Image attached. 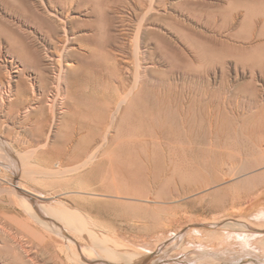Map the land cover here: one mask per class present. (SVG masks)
Listing matches in <instances>:
<instances>
[{"label":"rangeland","instance_id":"rangeland-1","mask_svg":"<svg viewBox=\"0 0 264 264\" xmlns=\"http://www.w3.org/2000/svg\"><path fill=\"white\" fill-rule=\"evenodd\" d=\"M141 1L85 0L65 10L75 17L72 36H93L86 43L95 53L72 55L63 96L40 55L45 46L56 52L49 30L0 12L11 50L0 57V84L7 87L6 55L26 66L15 96L0 93V264H125L112 253L127 254L130 264L150 256L161 264H264V221L254 220L264 209V194L255 200L264 193V0H157L153 12ZM119 44L125 87L112 60ZM136 47L142 89L113 122L108 105L134 85ZM41 72L49 83L33 108ZM104 138L102 164L75 171L83 150ZM41 203L54 208V219L47 209L37 215ZM237 234L256 243L228 238Z\"/></svg>","mask_w":264,"mask_h":264},{"label":"bare ground","instance_id":"bare-ground-1","mask_svg":"<svg viewBox=\"0 0 264 264\" xmlns=\"http://www.w3.org/2000/svg\"><path fill=\"white\" fill-rule=\"evenodd\" d=\"M130 1V0H129ZM87 2V1H86ZM86 2L85 0H0V6H1V11L5 12L6 14H9V15H12L14 18H16L18 20V22L21 24V25H26V24H31L32 22L33 23H36V24H39L41 25L40 27L42 29H44L45 27L49 30V34L47 33L46 34V38H47V41L50 43L51 46H54V48L56 49V52H53L51 53L48 48H44L43 50V54H40V51L39 50H36V52L40 55H43L44 58L47 59L48 61V64L52 67V70H54L53 72V75H54V81L52 82V87L54 90H56L60 95L63 96L64 94V86H65V83H66V73L67 71L70 69V68H73L74 67V64L72 62V55L74 56V54H78L77 52V49H87L89 52H91L92 54L95 53V50L93 48H91L90 46V43H86L87 40H92L93 36H90V35H85L83 36V38H81L80 40L78 39H75L74 35L72 36V32L73 31V26L75 24V17L73 15H71L70 13L67 14V12H65V10L68 8L69 11L68 12H73L74 9H81L82 7H85L86 6ZM131 5V4H130ZM132 5H136L137 7L142 5V1L141 0H135L134 4ZM148 7V5H147ZM156 7H157V0H149V11L153 12L156 10ZM134 8V7H133ZM137 9V8H136ZM139 9V8H138ZM148 9V8H147ZM85 16V15H84ZM123 20V19H122ZM0 22L1 23H5L3 21V19L1 18V15H0ZM0 23V24H1ZM18 23V24H19ZM19 28V26H17ZM21 27V26H20ZM22 28V27H21ZM141 28V27H140ZM20 29V28H19ZM18 29V30H19ZM23 29V28H22ZM24 31V30H22ZM140 31V30H138ZM75 33V32H74ZM80 33V32H79ZM88 33V32H87ZM84 35V34H83ZM124 35V34H123ZM122 35V36H123ZM25 36L27 38L28 37V34H25ZM121 36V35H120ZM25 37V38H26ZM82 37V36H81ZM117 37V36H116ZM77 38V37H76ZM22 39V38H20ZM74 39L77 41L80 42V44L75 47L74 45L75 42H74ZM140 39V38H139ZM46 42V41H45ZM123 42V41H122ZM143 42V41H142ZM117 44V43H116ZM140 46V45H139ZM138 46V47H139ZM110 47V46H109ZM117 47V53L118 54H111L110 52L107 53V55H113L112 57V60L114 61V65L115 66H121V69H120V73L119 75H121L119 77V81H120V84L121 86L125 87L126 86V81L124 80V67H122V64H128L126 63V61H124L125 59V54H126V47L123 45V44H119V45H116ZM33 48V47H32ZM10 49V48H9ZM37 49V48H36ZM137 49V47H136ZM9 52H11V50H8L7 48H5L3 46V39L0 35V57L2 58L4 55L3 54H8ZM81 52V51H80ZM88 52V53H89ZM9 55V54H8ZM6 55L7 57L5 58L4 57V62H5V68L7 69L6 71L8 72V80H7V87H4L2 84H0V93L1 94H4L6 93L7 95L8 94H11L15 96V89L18 88V87H21L22 86V80L19 79L18 77V74L19 73H23L26 71V66L24 65V61H18L14 56H8ZM39 55V56H40ZM120 56V57H119ZM137 57V65H138V69H137V73H136V79H135V82H134V85L132 86V88L130 89L128 95H126V97L124 98H115V99H111L113 102L108 105V111L110 113H112V119H113V122L117 121L119 116L124 112V115H125V112L129 110V106H132L134 104V99L137 97V93H139L142 89V76H141V68H142V63L144 61V57H143V54L142 52L140 51V48L136 50V55ZM119 57V58H118ZM42 56L39 57V66L42 67V61L44 59ZM109 58V57H107ZM110 59V58H109ZM126 60V59H125ZM149 62V61H148ZM133 63V62H132ZM3 64V63H2ZM153 64V63H152ZM117 66V67H118ZM24 67V68H23ZM151 68V67H150ZM118 69V68H117ZM154 69V68H153ZM136 70V69H134ZM115 71V70H114ZM44 72H41V74L43 75ZM31 75H29L30 77ZM32 80V79H31ZM36 77L35 79H33L32 81V85H33V88L34 91H39L41 93H39V96L38 98L35 97L33 100L36 102V104L33 105V108L34 107H37V103H42L43 101V98H44V90L46 89V87L48 86V83L49 81H47L46 79V76H42V79L41 81H39V85L37 84L38 82H36ZM31 85V86H32ZM4 88V89H3ZM67 90V88H66ZM0 94V95H1ZM38 94V93H36ZM65 97V95H64ZM4 98V97H3ZM11 98V97H10ZM16 98V97H15ZM113 98V97H112ZM12 100V99H11ZM27 100V99H26ZM30 102L32 100L28 99ZM4 101V100H2ZM13 101V100H12ZM28 101V102H29ZM33 101V103H34ZM6 103V102H5ZM11 103V101H10ZM53 104H54V107H53ZM4 105V103H3ZM32 106V105H31ZM52 107H53V111L56 112L58 109H59V103H58V99L56 98L55 100H53L52 102ZM24 108V107H23ZM27 108V107H26ZM29 108V107H28ZM7 111V110H6ZM25 111V110H23ZM66 111V110H65ZM17 112V111H16ZM30 112V111H29ZM27 113V112H26ZM24 114V113H23ZM25 115V114H24ZM28 115V114H27ZM26 115V116H27ZM14 116V115H13ZM25 116V117H26ZM124 116H122V119ZM9 118V116H8ZM18 118V117H17ZM20 118V117H19ZM11 120V119H10ZM41 120V119H40ZM39 121V120H38ZM59 121V120H57ZM43 122V120L41 121ZM112 122V123H113ZM91 124V123H90ZM88 129V128H87ZM77 130V129H76ZM113 132V131H112ZM106 134V133H105ZM107 137V136H105ZM105 141H103L102 143L99 144V142H94L93 144H90L88 145V147H86L83 152V158L81 159L80 163L75 166V171H79L81 169H85L87 167H90L92 168L93 166L96 167L95 165H100V163L102 164V160L104 158L103 155H101L102 151H104V147L106 145L109 144V142L106 140L107 138H104ZM109 140V139H108ZM39 142V141H38ZM115 145V144H114ZM109 146V145H108ZM75 147V146H74ZM40 148V147H39ZM83 148V147H82ZM2 149L4 150V152H6L10 157L13 156L11 151H9V149H7L6 147H2ZM2 151V150H0ZM117 151V149H116ZM28 153V152H26ZM24 154V153H22ZM107 155H109L107 153ZM26 156V155H25ZM114 156V155H113ZM27 157V156H26ZM31 157V156H30ZM116 157V156H115ZM3 158V156H2ZM1 159V158H0ZM27 159V158H26ZM23 160V158H22ZM114 160V159H113ZM116 160V159H115ZM24 161V160H23ZM112 161V160H111ZM60 163V162H59ZM107 163V161H106ZM114 163V162H113ZM105 164V163H104ZM115 164V163H114ZM120 163H118L117 165H119ZM7 166V165H6ZM17 166V165H16ZM64 166V165H63ZM106 166V165H105ZM111 166V165H110ZM114 166V165H113ZM122 166V165H121ZM117 167H120V166H117ZM124 167V166H123ZM11 168V167H10ZM22 168V167H21ZM61 168V167H59ZM71 168V167H70ZM122 168V167H120ZM94 169V168H93ZM92 169V170H93ZM106 169V168H105ZM123 169V168H122ZM121 169V170H122ZM25 169H23L24 171ZM62 170V169H61ZM101 170V169H100ZM125 170V169H123ZM128 170V169H127ZM126 170V172H127ZM68 171V170H67ZM16 172V171H15ZM69 172V171H68ZM81 172V171H80ZM101 172V171H100ZM25 173V171H24ZM124 173V172H123ZM14 174V173H13ZM54 175H58V174H61L59 172V170H55L53 172ZM71 174V173H70ZM125 174V173H124ZM25 175V174H23ZM51 176V175H50ZM123 176V175H122ZM126 176V175H125ZM18 179V178H17ZM2 180V178H1ZM0 180V181H1ZM4 180V179H3ZM2 180V181H3ZM249 181V180H248ZM252 183V182H251ZM264 183V182H263ZM8 184V183H7ZM161 184V183H160ZM247 184V183H246ZM6 185V184H5ZM4 185V186H5ZM242 185V184H241ZM250 185V184H249ZM11 186V185H10ZM3 187V186H2ZM95 187V186H94ZM14 188V187H13ZM23 188V187H22ZM158 188V187H157ZM5 190H8L9 189L11 190V188H6L4 187ZM21 189V188H20ZM24 189V188H23ZM88 189V188H87ZM91 189V188H89ZM96 190V189H95ZM102 190V189H101ZM109 190V189H108ZM237 190V189H236ZM14 191V190H12ZM25 191H27L29 193V191L27 189H25ZM64 191V190H63ZM85 191V190H83ZM98 191V190H97ZM111 191V190H110ZM4 192V191H3ZM16 192V190L14 191ZM95 192V191H94ZM9 193V192H8ZM19 194H21L22 196H24L25 198L23 199V202L24 204L26 205L28 200L25 196V194L22 192V191H18ZM67 193V192H66ZM80 195L81 194H87L88 192H82L79 191L78 192ZM15 194V193H14ZM33 194V193H32ZM69 194V193H68ZM91 194V193H90ZM95 194V193H93ZM215 194V193H214ZM13 195V193H12ZM261 196V194H259ZM14 196V195H13ZM36 196V195H34ZM40 196V195H39ZM131 196V195H130ZM236 196V195H235ZM259 196V197H260ZM11 197V196H10ZM44 198V199H48L47 197H43L42 195L40 196V198ZM94 197V196H92ZM118 197V196H117ZM258 197V196H257ZM258 197V198H259ZM32 198V197H31ZM52 198H57L56 196H53ZM153 198V197H152ZM1 199V198H0ZM93 199V198H92ZM15 200V199H14ZM33 200V199H32ZM161 200V199H160ZM34 201H36L34 199ZM57 201V200H56ZM85 201V200H84ZM128 201V200H127ZM259 201V200H258ZM95 202V201H94ZM136 202V201H135ZM33 202H31L32 204ZM257 202H255L254 204H256ZM145 204V203H144ZM250 204V203H249ZM252 205H253V202H251V204L249 205V207L247 209H250L252 210ZM39 209H38V213L37 215L38 216H42L44 215V213L41 211L42 209H47V213L49 214V217H47V219H54V216H53V210L54 208H48V206L46 204H39ZM75 206V205H74ZM256 206V205H255ZM31 207V206H30ZM51 207V206H50ZM17 208V207H16ZM58 209H61L60 207ZM63 209V208H62ZM71 209V208H70ZM246 209V210H247ZM256 210V209H255ZM16 211V210H15ZM61 211V210H60ZM64 211V210H63ZM79 211V210H78ZM81 211V210H80ZM59 214V213H58ZM57 214V215H58ZM95 215V214H94ZM59 216V215H58ZM57 216V218H59ZM61 216V215H60ZM73 216V215H72ZM75 216V215H74ZM81 216V215H80ZM78 217V216H76ZM87 217V216H86ZM79 218V217H78ZM45 219V218H44ZM74 219V218H73ZM50 220H45V221H41L40 220V223L44 226H47L49 227V230L50 228L53 229H58V227ZM60 220V218H59ZM62 220V219H61ZM82 220V219H81ZM255 221H264V209L262 210H259L258 213L256 214L255 218H254ZM5 221V220H4ZM57 221V219H56ZM78 221V220H77ZM87 221V219H86ZM90 221V220H89ZM62 223H64V221H61ZM90 223V222H89ZM88 223V224H89ZM81 226V224H79ZM85 226V225H84ZM90 226V224H89ZM227 226H236L238 227L239 229H243L245 230L246 228V225H239V224H234V223H229V224H226V227ZM79 227V226H77ZM248 227V226H247ZM83 228V227H82ZM81 228V229H82ZM92 228L94 229V226H92ZM225 228V227H224ZM237 228V229H238ZM249 228V227H248ZM250 230V229H249ZM55 231V230H54ZM60 231V230H59ZM84 231V230H83ZM239 231V230H237ZM242 231V230H241ZM240 231V232H241ZM246 232V231H244ZM249 232V231H248ZM252 232V231H251ZM51 233V232H50ZM53 233V232H52ZM60 233V232H59ZM97 233V232H96ZM257 234V233H256ZM46 235V234H45ZM100 235V234H99ZM91 237V236H90ZM225 237V236H224ZM232 237H236V238H239L241 240V244L244 245V246H250L251 243H252V240L250 239L249 236L245 235V234H237V236H234V235H231L229 236L228 235V238H230V240H232L231 238ZM212 238V237H211ZM226 238V237H225ZM223 238V239H225ZM257 238V237H256ZM255 239V238H254ZM226 240V239H225ZM224 240V241H225ZM262 240V239H261ZM27 241V240H26ZM61 241V240H60ZM84 241V240H83ZM88 241V240H87ZM98 241V240H97ZM199 241V240H198ZM223 241V240H222ZM255 241V240H254ZM258 241V240H257ZM177 242V240H176ZM226 242H230V241H227ZM260 242V241H259ZM158 243V242H157ZM253 243H256L253 242ZM252 243V245H253ZM258 244V243H257ZM97 245V244H96ZM102 245V244H101ZM151 245V244H150ZM230 245V244H229ZM238 245V243H237ZM94 246V245H93ZM256 246V245H255ZM259 246V245H258ZM79 247V246H78ZM95 247V246H94ZM101 247V246H100ZM254 247V246H253ZM98 248V247H97ZM263 248V247H261ZM254 249V248H253ZM264 249V248H263ZM95 250V249H94ZM107 250V249H106ZM105 250V251H106ZM111 250V249H109ZM255 250V249H254ZM262 250V249H260ZM36 251V250H35ZM113 251V250H112ZM111 251V252H112ZM124 252V251H123ZM195 252V251H194ZM257 252V250H256ZM259 252V251H258ZM37 253V252H36ZM60 253V252H59ZM102 253V252H101ZM105 253V252H103ZM127 253V251H126ZM140 253V252H139ZM129 254V253H128ZM137 255V254H136ZM262 255V254H261ZM90 256V255H89ZM94 256V255H93ZM105 256V255H103ZM111 256L115 257L114 259L111 258V260H113L114 262H118V263H125V264H130L131 263V260H129L128 258V261L127 260H124L123 258L126 259V257L128 256L127 254H119V255H116L114 253L111 254ZM260 256V255H259ZM158 257V256H156ZM82 258V257H81ZM110 258V257H108ZM140 258V257H139ZM261 258V257H260ZM93 259V258H92ZM101 259V258H100ZM143 259V258H142ZM76 260V259H75ZM104 260V259H103ZM106 260V259H105ZM110 260V261H111ZM139 260V259H138ZM233 260V259H232ZM90 258H87L85 260V263H89L90 264ZM111 261V262H113ZM140 261V260H139ZM41 262V261H40ZM92 262H96V261H92ZM99 262V261H98ZM103 262V261H102ZM105 262V261H104ZM135 263H138V262H135ZM95 264V263H94ZM101 264V263H100ZM134 264V263H132ZM163 264V263H162ZM190 264V263H189Z\"/></svg>","mask_w":264,"mask_h":264},{"label":"water","instance_id":"water-1","mask_svg":"<svg viewBox=\"0 0 264 264\" xmlns=\"http://www.w3.org/2000/svg\"><path fill=\"white\" fill-rule=\"evenodd\" d=\"M151 257H152V256H150V257H146L145 259L139 261V262L136 263V264H161V262H159L160 260H157V261H154V260H153V262H151V261H152V260H151Z\"/></svg>","mask_w":264,"mask_h":264},{"label":"crops","instance_id":"crops-1","mask_svg":"<svg viewBox=\"0 0 264 264\" xmlns=\"http://www.w3.org/2000/svg\"><path fill=\"white\" fill-rule=\"evenodd\" d=\"M263 194H264V193L262 192V193H261V196H263ZM259 196H260V195H259ZM259 196H258V197H259ZM261 196H260V197H261ZM258 197H256V199H255V200H257V201H258ZM257 210H258V211H259V210H262V208H258Z\"/></svg>","mask_w":264,"mask_h":264}]
</instances>
